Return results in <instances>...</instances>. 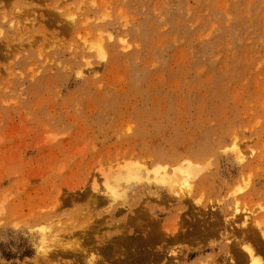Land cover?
Listing matches in <instances>:
<instances>
[{
    "label": "rangeland",
    "instance_id": "obj_1",
    "mask_svg": "<svg viewBox=\"0 0 264 264\" xmlns=\"http://www.w3.org/2000/svg\"><path fill=\"white\" fill-rule=\"evenodd\" d=\"M263 233L264 0H0V264H264Z\"/></svg>",
    "mask_w": 264,
    "mask_h": 264
},
{
    "label": "bare ground",
    "instance_id": "obj_2",
    "mask_svg": "<svg viewBox=\"0 0 264 264\" xmlns=\"http://www.w3.org/2000/svg\"><path fill=\"white\" fill-rule=\"evenodd\" d=\"M74 18V17H73ZM72 18V19H73ZM72 19L70 18V20H69V18H68V20L69 21H71L72 22ZM73 24H71L70 23V26H72ZM109 37H111V36H109ZM83 38V37H82ZM86 38V37H85ZM97 38V37H96ZM102 37H100V39H101ZM84 41V40H83ZM101 41H102V39H101ZM98 42V43H97ZM103 42V41H102ZM90 48H95V49H99L98 50V52H100L99 53V55L101 56V57H103V58H105V56H106V52H105V50H103V45L101 44V42L97 39V41H96V43L94 44V43H92V44H90ZM89 49V48H88ZM92 50V49H91ZM105 52V54H104V52ZM107 50V49H106ZM102 55H105V56H102ZM88 64H89V62H88ZM87 67V66H86ZM235 142V141H234ZM235 143H237V142H235ZM234 144V143H233ZM239 149V148H238ZM254 150H252V151H250V156L253 154L252 152H253ZM245 153V154H244ZM248 154V155H249ZM238 155V154H237ZM238 157H240V160H246L247 158H248V156H247V153H246V151L244 152H242L241 150H239V156ZM193 163L190 161V160H187V162L186 163H183V164H181L180 166H176V167H174V171H173V174H174V177H175V182H177L178 184H179V186H180V189L177 191V190H174V193H175V197H176V195H179L180 196V193L181 192H183V193H186V194H189V193H191V190H192V187H193V185H192V182H191V178L193 177L194 178V176H195V168L193 167ZM132 169V168H131ZM129 170V169H128ZM133 172V171H132ZM132 172L131 171H128L125 175L127 176V177H129V176H131V175H133L132 174ZM123 176V175H122ZM147 178V177H146ZM192 178V179H193ZM123 179V178H122ZM158 179V178H157ZM156 180V179H155ZM154 180V181H155ZM126 181V180H125ZM136 181V180H135ZM149 181V180H148ZM127 182V181H126ZM119 183V182H118ZM122 183V182H121ZM114 184H111L110 183V181H106V187L104 188L105 190V192H106V194H108L109 196H111V198L112 197H116L117 195H118V192H117V189L115 188V186H113ZM119 189H120V187H119ZM177 189V188H176ZM172 190V189H171ZM166 192V191H165ZM163 193V192H162ZM103 194V193H102ZM168 194V193H167ZM189 195H187V197H188ZM107 197V196H106ZM105 198V197H104ZM189 198V197H188ZM238 203L239 202H235V205H234V209H233V211H235L234 212V214H231L232 216L228 219H226V221H227V223L228 224H232L233 223V221L234 220H232V219H236L237 217H236V214H238L239 213V205H238ZM245 208V207H244ZM246 211H247V209H246ZM241 212V211H240ZM252 212V211H251ZM243 213H245V211L243 210ZM249 214V213H248ZM251 214V213H250ZM245 216H243V218H242V216H241V218H242V221H241V224H240V226H242V227H244L245 226V224L247 225V222H248V216L249 215H246V214H244ZM213 218V217H212ZM230 221H231V223H230ZM246 227V226H245ZM245 227H244V229H245ZM248 227V226H247ZM246 227V228H247ZM241 228V227H240ZM162 229V228H161ZM164 230V229H163ZM169 232V231H168ZM262 232V231H261ZM165 233V232H164ZM163 233V234H164ZM264 234V233H263ZM238 243V242H237ZM232 244V243H231ZM241 247V246H240ZM243 247V252H242V255L244 254V259H245V261H243V263H241V264H245L246 263V261H248L247 262V264H262L261 262H260V260H257L256 258L258 257V256H256L257 254H256V251H255V249H253L250 245H243L242 246ZM239 248V247H238ZM228 249V248H227ZM241 249V248H240ZM240 251V250H239ZM241 252V251H240ZM95 260V257L94 258H91V261H90V263L91 264H96L97 262L96 261H94ZM170 263V262H169ZM231 264H237V262L236 261H232L231 262Z\"/></svg>",
    "mask_w": 264,
    "mask_h": 264
}]
</instances>
